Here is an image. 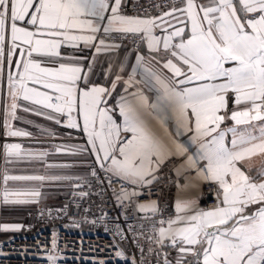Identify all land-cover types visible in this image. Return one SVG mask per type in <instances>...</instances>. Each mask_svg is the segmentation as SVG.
Segmentation results:
<instances>
[{
    "label": "snow or ice",
    "instance_id": "1",
    "mask_svg": "<svg viewBox=\"0 0 264 264\" xmlns=\"http://www.w3.org/2000/svg\"><path fill=\"white\" fill-rule=\"evenodd\" d=\"M122 2L0 0L5 135L32 137L30 131L15 126V121H21L50 139L57 138L50 129L24 121L18 115L23 111L79 129L87 137L84 144H52L51 150L3 144L5 164L35 162L44 174L13 175L5 169L0 203H39L46 183L84 180L69 174L79 166L89 167L90 175L97 177L98 166L109 186L113 178L123 182L118 193L114 189L123 204L139 195L135 187L129 191L124 184L151 185L161 165L179 160L178 175L195 171L198 180L218 186L217 203L202 209L194 201L177 200L175 217L159 221L155 243L161 249H175V264H264V167L252 176L240 166L264 155V0H171L170 9L158 16L126 14ZM127 39H132L137 51L131 74L124 79L126 55L118 71L109 64L106 84L95 83L91 76L97 56L118 51ZM140 44H146L147 62L139 53ZM86 49L92 51L91 59L83 54ZM155 65L171 75L155 70ZM138 70L146 86L155 91V100L138 90L130 94L131 99L121 95L110 106L120 84L127 93L139 83ZM68 138L72 139L70 133ZM57 153L94 159L90 164L48 162ZM10 181L27 182V186L9 187ZM138 209L159 210L155 201L139 204ZM20 227L0 224L3 231ZM115 236L126 238L119 225ZM136 246L139 260L123 250L115 256L130 264H145L144 249ZM155 254L160 264L161 253ZM168 255L163 253V264H173ZM60 259L54 231L47 264H58Z\"/></svg>",
    "mask_w": 264,
    "mask_h": 264
},
{
    "label": "built area",
    "instance_id": "2",
    "mask_svg": "<svg viewBox=\"0 0 264 264\" xmlns=\"http://www.w3.org/2000/svg\"><path fill=\"white\" fill-rule=\"evenodd\" d=\"M156 5L161 7L158 9ZM170 7L171 0H133L122 4V11L129 15L158 16ZM123 45L136 51L132 39L124 40ZM84 55L91 59L92 51L86 50ZM3 119V109H0V171L3 166V144L8 141ZM90 171L87 167L84 180L71 181L73 189L58 204L37 205L28 213L29 222L22 225L18 234L8 238L0 236V264H47L46 257L54 231L57 233L61 256L58 264H99L100 260H104L105 264H130L128 260L116 257L115 252L123 250L127 256L135 255L139 260L141 253L137 243L144 249L145 264H157L156 252L161 253L160 264H163L165 252L169 254L170 260L168 247L161 249L157 245L154 252L149 253L144 248L143 238L154 237L161 226L159 221L173 217V202L180 180L175 175V161H167L162 166L157 181L152 185L124 184L129 191L135 187L139 195L125 200L123 204L117 201L114 194V189L118 193L123 182L113 178V186H109L106 174L98 166L97 177H92ZM76 183H80L81 187H74ZM81 192L87 195L81 197ZM216 197V185L205 183L199 208L215 206ZM152 201L156 202L159 209L157 213H137V203ZM117 225L123 229L125 239L115 236Z\"/></svg>",
    "mask_w": 264,
    "mask_h": 264
},
{
    "label": "crops",
    "instance_id": "3",
    "mask_svg": "<svg viewBox=\"0 0 264 264\" xmlns=\"http://www.w3.org/2000/svg\"><path fill=\"white\" fill-rule=\"evenodd\" d=\"M131 1L133 0H123L122 4H126ZM82 46L83 45H81V47ZM63 51L71 52L73 51V49L65 48L63 49ZM139 53L145 55L146 62H147L148 50H147L146 44L141 45L139 49ZM126 55H127L126 68H125V72L123 73V75H124V79H127L128 75L131 74L132 66L135 65L136 63L135 58L137 55V51L132 50L130 47L126 45H123L118 51L101 53L100 55H98L96 58V62L94 65L93 74L91 76V79L95 83L106 84L107 82L105 81V78H104V72L108 68L109 64L110 63L112 64L114 72L118 71L119 63L124 60V57ZM152 64H155V62H152ZM155 70L161 71L164 75H167V76L171 75V73H169L167 70L161 69L160 65H155ZM135 80L138 81L139 83H136L134 84V86L128 88L127 93H125L124 91L123 84H120L117 87L116 92L113 94L114 98L110 100L109 102L110 106L115 104V101L119 99L121 95H127L128 98L131 99L132 97L130 94L137 92L138 90L142 91L145 95H147L150 98V100H155V97H156L155 91L150 89L148 86H146L139 70H138L137 75L135 76ZM37 87H41V86L37 85ZM41 90H44V89H42L41 87ZM6 91L7 89H6V83H5L3 87H0V109H3L4 101L6 99ZM21 103L23 104L24 102L21 101ZM233 107H234L233 97H232V94L230 93L229 94V109L231 110ZM240 107L242 108L244 107V105L242 104L240 105ZM18 115L22 117L24 121L31 120L35 122V124H39L42 128L50 129L51 131L57 134V138L50 139L47 137L46 133H42L40 129L36 128L35 126L29 125L28 123H25V122L15 121L14 124L16 127L30 131L33 134V136L32 137H8L7 143H20L25 149H31V150H41V149L51 150L52 144H60V143L84 144L86 142V139H87L86 135L79 129H69L64 126L56 125L53 122L45 120L43 117H37L30 113H25L23 111H18ZM118 122L122 123V118L118 117ZM80 123L82 126V123H83L82 119L80 120ZM229 123L231 122L229 121ZM69 133L71 134L72 139L68 138ZM124 135L126 134L124 133L121 134L122 139ZM93 159H94L93 156H75L74 157V156H70L64 153H57L55 155L48 157V162L64 163V162H73V161H85L86 163L90 164ZM174 161H175V175L180 180L177 185V195L173 202V217L172 218H174L176 215L175 205H176L177 200L194 201L195 206L199 208V203L202 197V186L208 182V181L198 180L196 178L195 171L181 172L178 175L176 172V168L179 166L181 161L179 160H174ZM163 165H161L159 171L156 173L157 176L159 175V172ZM240 166L242 170H245L246 172H248V174L252 176H256L257 171L261 169L262 167H264V155H257V156L252 157L249 160H245L244 162L241 163ZM5 169L9 171V174H13V175L44 174V169L42 168V166H40L39 164L35 162L33 163L20 162V163L5 164L4 163V153H3V166L0 171V192H2V189H3L2 176L4 174ZM86 169H87V166H79V167L72 169L69 174L84 177L86 176V173H87ZM249 169L251 170L249 171ZM52 171L59 172V170H52ZM156 181L157 180H155L152 184H154ZM24 186H27V182H11V181L9 182V187H24ZM216 187L218 191V186L216 185ZM72 189H73V185L71 184V181L46 183L44 187L42 188V196L45 197V200L43 201H46L47 203L58 204L62 200V198L66 196L69 193V191ZM139 204H147V202H140L136 204V211L138 214L142 213V211L138 209ZM18 207H21V205H18ZM3 208H5L4 205H3ZM1 224H9V225L15 224V225H20L22 227L21 221H14V222L3 221ZM20 229L18 231L0 230L1 232L0 236L1 238H6V236L3 235L6 232H13L11 234L16 235L19 233ZM156 237H157V232L154 237H144L143 238L145 250L148 251L150 247L152 249L157 247V244L155 243ZM168 249L170 252V260H172L173 264H175V257L177 253L175 249H172L169 247ZM188 259H192V257L189 256Z\"/></svg>",
    "mask_w": 264,
    "mask_h": 264
},
{
    "label": "rangeland",
    "instance_id": "4",
    "mask_svg": "<svg viewBox=\"0 0 264 264\" xmlns=\"http://www.w3.org/2000/svg\"><path fill=\"white\" fill-rule=\"evenodd\" d=\"M45 200V197L42 196L40 198L39 203L34 204H28V205H21V207H18V205H4L5 208H3V204L0 203V224L5 222H14V221H21L22 225L29 222V218H27L28 213L32 212L37 205L40 204H52L47 203ZM2 206V207H1ZM16 207V208H14ZM13 208V209H11ZM1 233V232H0ZM13 232H6L2 233L3 235H10Z\"/></svg>",
    "mask_w": 264,
    "mask_h": 264
},
{
    "label": "trees",
    "instance_id": "5",
    "mask_svg": "<svg viewBox=\"0 0 264 264\" xmlns=\"http://www.w3.org/2000/svg\"><path fill=\"white\" fill-rule=\"evenodd\" d=\"M10 236H14V235H12V234H10V235H6V238H8V237H10Z\"/></svg>",
    "mask_w": 264,
    "mask_h": 264
}]
</instances>
